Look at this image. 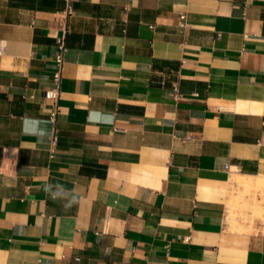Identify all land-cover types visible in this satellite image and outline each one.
Wrapping results in <instances>:
<instances>
[{"label":"crops","instance_id":"1","mask_svg":"<svg viewBox=\"0 0 264 264\" xmlns=\"http://www.w3.org/2000/svg\"><path fill=\"white\" fill-rule=\"evenodd\" d=\"M71 4L0 0V264H264V0Z\"/></svg>","mask_w":264,"mask_h":264},{"label":"built area","instance_id":"2","mask_svg":"<svg viewBox=\"0 0 264 264\" xmlns=\"http://www.w3.org/2000/svg\"><path fill=\"white\" fill-rule=\"evenodd\" d=\"M72 0H67V7L63 13L60 15V20L65 21L68 15L72 14L73 8L71 4ZM184 18V16H182ZM58 45L60 48L59 53L55 57V72L53 75V85L44 91V95L51 101L52 109L50 112V119L52 122H56L57 114H58V100L61 94V81H62V73H63V64H64V51L65 45L63 40H58ZM179 96V94H176ZM191 138V137H188ZM56 136L53 137V141H56Z\"/></svg>","mask_w":264,"mask_h":264},{"label":"bare ground","instance_id":"3","mask_svg":"<svg viewBox=\"0 0 264 264\" xmlns=\"http://www.w3.org/2000/svg\"><path fill=\"white\" fill-rule=\"evenodd\" d=\"M259 181H260L261 185L264 187V179H260Z\"/></svg>","mask_w":264,"mask_h":264}]
</instances>
